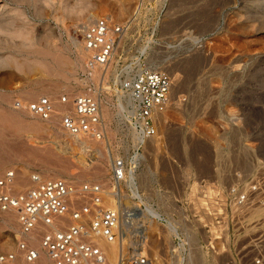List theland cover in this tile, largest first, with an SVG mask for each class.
I'll list each match as a JSON object with an SVG mask.
<instances>
[{"label":"rangeland","instance_id":"obj_1","mask_svg":"<svg viewBox=\"0 0 264 264\" xmlns=\"http://www.w3.org/2000/svg\"><path fill=\"white\" fill-rule=\"evenodd\" d=\"M95 13L94 20L106 17L115 25L131 21L122 58H136L138 68L171 80L157 136L138 151L123 142L115 93L103 97L112 153L131 156L143 201L188 236L186 264L224 263L236 240H244L240 227L252 235L264 223V0H0V175L16 171V191L29 186L31 175L109 182L110 161L95 150L102 146L86 141L93 150H63L68 134L54 121L39 122L15 107L41 96L82 93L85 53L76 27ZM96 168L102 177L79 176ZM254 180V203L236 212L229 189H248ZM188 183L194 211L184 217L176 203ZM202 195L208 214L201 210ZM169 226L149 228L153 264H177L170 259ZM18 237L15 216L0 212V254ZM34 238L30 244L38 249Z\"/></svg>","mask_w":264,"mask_h":264},{"label":"built area","instance_id":"obj_2","mask_svg":"<svg viewBox=\"0 0 264 264\" xmlns=\"http://www.w3.org/2000/svg\"><path fill=\"white\" fill-rule=\"evenodd\" d=\"M129 28V21L115 25L106 17L78 25L76 31L85 53L84 67L78 75L82 93L41 96L29 105L17 102L15 107L39 122L54 121L70 137L106 143L101 106L103 97L116 90L130 101L127 108L131 113L121 111L123 142H131L135 151L144 148L157 136L158 118L166 107L171 80L164 72L138 68L136 58H122V40ZM128 130L134 132V142ZM114 152L107 185L61 178L43 180L31 175L29 186L16 191V171L5 170L0 175V212L15 216L19 237L12 250L0 254V264H108L90 235L118 246L116 264H153L148 223L170 225L169 228L173 225L161 214L151 213V209L156 210L143 201L135 184L131 156ZM257 184L254 180L248 189H229L236 212L247 210L254 203L259 192ZM190 187L188 183L184 197L176 203V213L184 217L194 211ZM123 193L133 206L124 204ZM109 198L113 207L108 206ZM201 201V210L208 214L206 195ZM240 228L237 234L244 230V240H236L234 251L222 264H264V223L252 235ZM31 236L36 237L38 249L30 244ZM186 237L175 229L170 249L172 261L188 263L192 250Z\"/></svg>","mask_w":264,"mask_h":264},{"label":"bare ground","instance_id":"obj_3","mask_svg":"<svg viewBox=\"0 0 264 264\" xmlns=\"http://www.w3.org/2000/svg\"><path fill=\"white\" fill-rule=\"evenodd\" d=\"M97 14L95 13V15H93V14L89 15L86 18L85 23L87 24L88 22L94 20L93 18H97L98 17ZM132 19H130V20H132ZM129 22H131V21H129ZM74 43L77 44L76 38L74 39ZM114 93H115L116 98H117V106H118V109H119V113H121L122 110H124V111L127 110V113L130 114L131 111L128 110V108L130 106L129 99H127L126 97H122V95L119 92H117L116 90H114ZM101 109H102V106H101ZM105 112H106L105 115L109 117L110 112H109L108 108H105ZM102 117H103V111H102ZM110 118L111 117H109V119ZM103 119H104V117H103ZM8 120H10V119H8ZM106 129H107V142L106 143H96V142H93V141H89V142H92V143H95L97 145L102 146V150H99V149H101L100 147H97V148L95 147L96 152H98V154H99L100 151H103V153H104L103 155L100 153L101 158L109 159V161H111V157H114V154L112 153V143H111V140H110V137H109V132H108L107 125H106ZM128 131H129V136L132 137V139L135 141L134 132H132L131 130H128ZM67 141L70 144H67L66 147L62 148L63 150H65L67 147L69 148L70 145L80 146L81 150H83V151L92 149L91 146H89L88 143L86 142L88 140H78L76 138H73V137H70V136L67 135ZM55 144H58V147L60 146V143H58V142L55 143ZM79 176L82 177V178L85 177V176H94V178L95 177L96 178H100V177L103 176V171L100 168H96L93 171L89 170V169H83V170L80 171ZM14 185H15V183H14ZM130 185H132V184L130 183ZM124 197H126V195L123 193V202H124L125 205H132L133 204V202L131 203V201H129V199H126ZM108 204H110V207L114 206V202H113V200L111 198L108 199ZM148 209L149 208H146V210H148ZM150 212L155 214V215H159L156 211H154L152 209L150 210ZM148 226H149V228H151V227H153V224L148 223ZM255 227L256 226H254L253 229ZM171 228L175 231L174 227H171ZM31 237L33 239H35L34 236H31ZM90 237H91L92 241L95 242L102 249V251L104 252V254L106 256L107 263L108 264L109 263L110 264H116L117 263V257H118V246L115 243H108L103 238L97 237L95 235H90ZM155 261H156L155 264H158V260H155ZM176 262H177V264H181L180 260H177Z\"/></svg>","mask_w":264,"mask_h":264}]
</instances>
